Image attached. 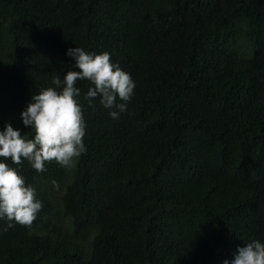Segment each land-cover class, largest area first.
Wrapping results in <instances>:
<instances>
[{
  "label": "trees",
  "instance_id": "16d2710c",
  "mask_svg": "<svg viewBox=\"0 0 264 264\" xmlns=\"http://www.w3.org/2000/svg\"><path fill=\"white\" fill-rule=\"evenodd\" d=\"M76 46L134 94L113 119L77 81L86 153L10 165L43 207L0 221V264H222L264 240V0H0V129L34 136L20 112Z\"/></svg>",
  "mask_w": 264,
  "mask_h": 264
},
{
  "label": "clouds",
  "instance_id": "9594fccd",
  "mask_svg": "<svg viewBox=\"0 0 264 264\" xmlns=\"http://www.w3.org/2000/svg\"><path fill=\"white\" fill-rule=\"evenodd\" d=\"M65 54L73 59V67L78 70L67 71L62 79L53 76L54 87L33 94L20 112L23 125L30 127L34 136L22 135L11 123L0 129V221H6L7 227L14 223L30 226L43 207L36 189L26 183L19 167L11 164L19 166L27 160L37 172L46 171L50 161L70 168L74 158L87 151L77 81H90L84 99L91 105L99 97L100 105L109 109L108 115L113 119L127 110V102L134 94L135 81L111 61L110 53L88 52L76 46L68 48ZM54 187L59 185L54 183ZM222 264H264V240L250 239L245 246H238L234 258L224 259Z\"/></svg>",
  "mask_w": 264,
  "mask_h": 264
}]
</instances>
